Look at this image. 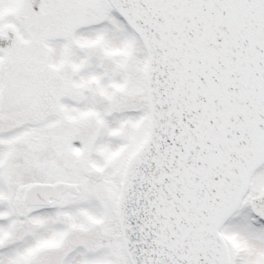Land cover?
I'll return each mask as SVG.
<instances>
[{"label":"snow or ice","instance_id":"obj_1","mask_svg":"<svg viewBox=\"0 0 264 264\" xmlns=\"http://www.w3.org/2000/svg\"><path fill=\"white\" fill-rule=\"evenodd\" d=\"M0 264H264V0H0Z\"/></svg>","mask_w":264,"mask_h":264}]
</instances>
